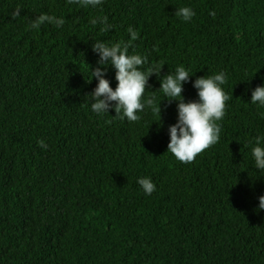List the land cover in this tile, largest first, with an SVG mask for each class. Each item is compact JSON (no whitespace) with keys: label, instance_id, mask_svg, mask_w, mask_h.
<instances>
[{"label":"trees","instance_id":"obj_1","mask_svg":"<svg viewBox=\"0 0 264 264\" xmlns=\"http://www.w3.org/2000/svg\"><path fill=\"white\" fill-rule=\"evenodd\" d=\"M182 6L189 21L174 15ZM39 14L64 24L30 29ZM97 16L114 27L100 31ZM129 26L130 53L159 62L161 76L192 74L186 102L193 79L226 75L219 139L189 163L166 151L177 102L155 74L146 93L161 101L159 127L148 109L137 122L90 111L92 44L127 41ZM105 78L114 89L110 65ZM262 83L264 0H0V264H264V172L245 147L264 136V107L250 102Z\"/></svg>","mask_w":264,"mask_h":264},{"label":"clouds","instance_id":"obj_2","mask_svg":"<svg viewBox=\"0 0 264 264\" xmlns=\"http://www.w3.org/2000/svg\"><path fill=\"white\" fill-rule=\"evenodd\" d=\"M103 0H67V3H78L82 7L96 8ZM210 15L214 13L210 12ZM20 15V9L13 12V16ZM174 15L183 21H189L194 11L188 6L175 8ZM43 23L55 24L60 28L64 24L62 17H54L48 14L37 15L28 25L30 29H36ZM93 25L99 24L100 31L111 30L114 26L107 23V17L97 16L90 20ZM129 34L127 41L121 40L115 43H106L100 40L92 44L93 52L98 54L97 67L91 69V79L97 83L91 93L88 106L90 111L97 116H102L114 109V118L127 119L131 122L140 120V114L148 109L152 113L160 114V103H156L155 97L146 93L148 78L155 74L160 81L159 91L163 93L169 103L176 101V121L168 126L169 141L167 152L171 153L181 163H189L209 146L219 139L221 121L225 115L228 94L222 85L226 83V75L223 71L213 75L196 77L192 80V86L196 90V99L185 101L182 92L183 84L188 82L190 75L183 65L175 67L173 73L160 75L162 65L149 64L146 55L135 52L130 53L129 48L137 39V32L129 26L126 29ZM155 48V45L153 46ZM115 70V88L110 87V82L105 78L107 66ZM91 79L89 81H91ZM150 87V86H149ZM250 102L264 107V83L251 90ZM156 122V121H154ZM38 146L46 148L44 141H37ZM250 147V153L256 170L264 172V136L256 135L246 142L245 147ZM136 184L145 195L155 191V184L148 176H138ZM258 210H264V195L258 197Z\"/></svg>","mask_w":264,"mask_h":264}]
</instances>
